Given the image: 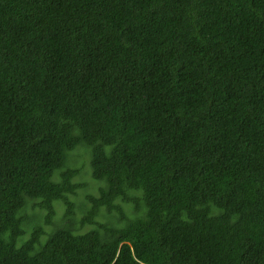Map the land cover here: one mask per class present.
Returning <instances> with one entry per match:
<instances>
[{"label":"trees","instance_id":"trees-1","mask_svg":"<svg viewBox=\"0 0 264 264\" xmlns=\"http://www.w3.org/2000/svg\"><path fill=\"white\" fill-rule=\"evenodd\" d=\"M0 264H264V0H0Z\"/></svg>","mask_w":264,"mask_h":264},{"label":"rangeland","instance_id":"rangeland-1","mask_svg":"<svg viewBox=\"0 0 264 264\" xmlns=\"http://www.w3.org/2000/svg\"><path fill=\"white\" fill-rule=\"evenodd\" d=\"M79 153L81 154V151H79ZM85 159H86V157H85ZM82 160H84L83 158H82ZM87 173H88V171H87ZM86 173V174H87ZM82 177V176H81ZM92 192V190L90 191V193ZM58 206H59V208H58V212L59 213H61V208H62V205L61 204H58Z\"/></svg>","mask_w":264,"mask_h":264}]
</instances>
